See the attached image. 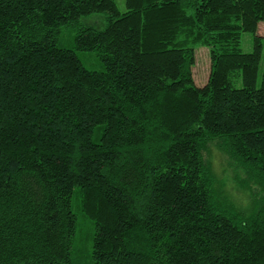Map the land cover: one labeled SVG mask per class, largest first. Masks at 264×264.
Listing matches in <instances>:
<instances>
[{"label":"trees","instance_id":"obj_1","mask_svg":"<svg viewBox=\"0 0 264 264\" xmlns=\"http://www.w3.org/2000/svg\"><path fill=\"white\" fill-rule=\"evenodd\" d=\"M125 3L0 0V264H77L75 196L91 264H264V0ZM96 13L104 26L76 28V49L101 71L59 43Z\"/></svg>","mask_w":264,"mask_h":264},{"label":"rangeland","instance_id":"obj_2","mask_svg":"<svg viewBox=\"0 0 264 264\" xmlns=\"http://www.w3.org/2000/svg\"><path fill=\"white\" fill-rule=\"evenodd\" d=\"M126 0H116L121 11L126 10ZM105 23V14L96 13L91 16L84 17L75 26H66L62 30L59 43L61 46L76 49L77 29L83 24H92L103 27ZM258 33L264 36V20L259 23ZM242 48L246 52L253 50V34L246 32L243 35ZM77 54L84 66L91 70H104V65L100 60L96 51L76 49ZM260 73L264 67V51L260 65ZM211 69L210 49L207 46H199L196 49V64L194 65V79L197 85L206 84ZM207 157L211 160L217 177L223 182L224 190L237 201L239 205H247L249 198L245 191L238 189L233 181V171L228 158L215 145L210 147ZM238 189V191L235 189ZM235 202V201H234ZM73 209L77 214V234L75 242V261L77 264H91V250L94 233V223L91 219L84 216L79 211L77 196L73 199Z\"/></svg>","mask_w":264,"mask_h":264}]
</instances>
